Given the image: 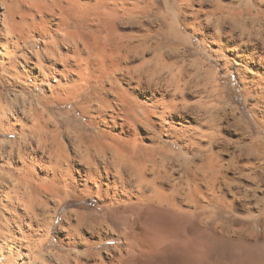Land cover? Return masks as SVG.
Instances as JSON below:
<instances>
[{
	"label": "bare ground",
	"instance_id": "6f19581e",
	"mask_svg": "<svg viewBox=\"0 0 264 264\" xmlns=\"http://www.w3.org/2000/svg\"><path fill=\"white\" fill-rule=\"evenodd\" d=\"M20 1L0 0V78L6 80L8 87H17L21 79L34 80L38 86H46L55 81L56 84L50 86L52 94L56 95H53L56 97L54 99L72 100L74 111L79 110L81 117H87L88 124L87 127L77 126V129L82 131L80 135L71 133L69 128L67 132L60 131L59 120L58 123L52 122L45 117L44 112L41 113L34 107L29 119L23 116H19L17 120L15 118L20 130L14 128L15 125H9L6 131L3 128V133L6 136H15V140L7 142L9 149L0 144V257L6 263L10 261L12 264H17L18 260L22 261L21 264L28 260H33V264L42 262L40 251L49 241L51 228L60 208L53 206L52 209L50 203L66 196L81 198L87 195L98 198L102 203L104 220L77 215V224L69 226V231L65 229L69 233L77 232L80 225L88 223L92 237L98 239L90 246H98L106 241H118L120 244L116 247H122L121 244L130 243L138 235L141 236L143 229L138 219L131 226L128 225V220L131 215L144 212L147 208L156 217L171 216V222H176L177 227L173 225V229L167 228V231L176 234L181 228V204L185 203L178 199H183L182 194L186 187H182L180 176L175 177V167L169 163L165 148L168 142L163 136L186 147L197 143L196 135L212 140L216 136L215 133H209L208 130L206 133L202 128L205 126L216 131L219 118L215 116V109L209 111L206 116L203 114L201 119L192 117L196 108L187 101L183 89L180 90L177 85L174 93L168 92L167 87L164 88L162 82H157L152 76V69H147L149 64H145L146 67L145 62L136 65L137 53L143 58L149 49L136 45L135 35L130 33L131 35L124 37L118 33L117 23L126 19L127 22L132 21L137 7L140 12H145V1L136 0V3H132L129 0H29V9L24 11L29 22H24L25 17H22L21 13L20 16L24 20L17 22L15 17L22 7ZM258 4L262 5L261 0L254 4L244 3L243 10L237 9L230 18L221 16L219 19V22L224 23L230 20L229 26L232 29L230 38L222 45L233 52L235 65L243 66L247 71L252 68L251 61L254 62L256 58L264 69V48L262 50L259 38L252 39L253 33H264V11H257ZM224 10L220 5L216 8L219 14H223ZM141 15L146 17V14ZM194 16L199 21V15ZM238 28L249 34L247 41L244 40L246 37L242 39L233 35L234 30ZM102 31L106 32L102 37L112 53L120 57L109 69V73L105 74V81L101 82L91 74L92 79L88 82V63L92 48L98 46L97 38L100 36L90 40L89 32L101 34ZM205 34L202 40L204 43L208 41ZM212 36L216 41V37ZM36 37L41 39L45 48L42 53H36L34 61L26 53H20L22 48L27 47ZM102 37L99 38L102 40ZM221 39L217 38V41L221 42ZM147 41L148 37L145 35L138 40L142 43ZM154 51L157 52L158 47ZM131 53L133 65L129 63L131 67L126 66L128 74L123 73L121 77H115V73L123 69L121 61L124 59L127 63ZM19 56H25V60L31 64L28 68L23 66L22 72L17 69ZM141 65L144 66L140 67ZM237 70L240 72L241 67H237ZM76 72L78 80L74 81L71 74ZM261 77L264 82V72ZM16 80L19 81L15 82ZM95 80H99V86H94ZM106 81L112 90L118 89L122 92L123 96H117L120 101L116 100L115 96H108L103 84ZM62 94L66 96H61ZM11 95L17 94L11 92ZM1 96L4 95L0 94V127H4L6 121L10 124L6 116L12 110L7 107L10 103L4 106L5 102L3 105L6 100H2ZM27 122H31L30 127ZM193 122L199 123L198 130ZM50 125L53 126L52 129ZM254 148L250 149L248 155H254ZM16 157L18 160H14ZM174 158L178 159L177 164L181 166L182 159L178 156ZM246 166L244 164L234 167L244 173ZM204 167L200 168V182L195 181V173L188 184L189 194L187 197L183 195L186 200L190 199L193 192L203 194L200 190L201 182H205L207 190L213 193L218 178L216 164L210 163L208 167ZM170 182L171 189L166 191ZM235 203L239 209L246 211V204L239 201ZM188 215L194 214L190 212ZM103 229L106 230V237L100 232ZM73 238L72 234L69 244L75 247L76 242L71 240ZM255 238L259 239L258 236ZM244 250L250 263L264 264V242L250 243ZM106 252L112 257L109 249ZM94 255H85L86 261L77 257L73 264H95V261H91ZM61 260L63 264H72L70 256L62 257Z\"/></svg>",
	"mask_w": 264,
	"mask_h": 264
},
{
	"label": "rangeland",
	"instance_id": "374dc122",
	"mask_svg": "<svg viewBox=\"0 0 264 264\" xmlns=\"http://www.w3.org/2000/svg\"><path fill=\"white\" fill-rule=\"evenodd\" d=\"M28 1H20L21 11L16 14L15 21L24 20L22 17H25L24 22H29L24 15V11L29 9ZM129 1L137 2L136 0ZM144 1L146 4L145 12H140V8L137 7V12L134 13V21L127 22L126 19V21L122 20L117 23L118 33L124 37L131 34L135 35L136 45H143L149 49L143 58L141 55L135 56L136 65L151 61V63H147V65L149 64L147 69H152L153 74L162 69H168L160 76L150 73L157 82H162L164 88H168H166L168 92L174 93L178 86L180 90H184L187 101L193 108H196L192 117L201 119L209 111L215 109V116L219 118L216 131L205 126L202 128L204 131L206 130V133L208 131L215 133L216 136L212 139L213 141L209 137L196 135L197 132L195 131L197 143L186 147L182 143L176 144L163 136V139L168 142L165 148L168 152L169 163L175 167V177L180 176L182 187H186L183 190V199H178L180 202L185 201L181 204L183 211L180 220L181 228L175 232L176 234L168 232L167 228L173 229L171 228L173 225L177 227L176 222H171V216L159 218L152 215L150 209L147 208L144 212L131 215L128 220V225L131 226L138 219L143 229L141 236L138 235L130 243H123L121 244L122 247H116L120 244L118 241H106L101 245L98 244V246H90L93 241H98V239L92 237L87 223L80 225L77 232L73 231L72 233L70 230L71 235H74L71 240L76 242L74 247L69 244L71 235L65 229L69 231V226L77 224V215H85L88 219L99 217L100 221L104 220L105 216L101 207L102 203L98 198L87 195L81 198L66 196L62 200H55L50 203L52 209L53 206L60 208L55 224L51 228L49 241L40 251L43 256L42 262L38 264H63L61 258L68 256H70V262L72 261L73 264L77 257L86 261L85 255L87 254H99L91 258L92 263L95 261V264H253L250 263L244 249L250 243L262 244L264 242V82L261 81L264 69L261 68L258 58L254 62L251 61L252 68H249L248 71L243 66L235 65L233 52L222 45L227 38H230L229 35L232 30L229 26L230 20L224 23L219 22V19L221 16L230 18L237 9L243 10L244 3L254 4L260 0ZM219 5L225 8L223 14L216 12ZM257 6L259 13L264 11V3ZM0 12H2L1 8ZM141 14H146V17ZM195 14L199 15V21L196 20ZM39 19L37 16V20ZM200 23L202 24L200 25ZM94 26L96 28V25ZM234 31V36L242 39L246 37L244 40H248L249 34H245L242 28ZM89 33L88 38L93 40L99 35L100 38L105 36L106 32L102 31V35L98 32ZM204 34L208 39L205 43L202 42ZM144 35L148 37V41L146 43L138 42ZM212 35L216 37V41ZM262 35L264 33L257 35L253 33L252 39L259 38L263 50L264 37ZM99 37L97 38L99 44L92 48L91 59L88 63L90 69L88 72L90 74L87 73L86 75L88 82L92 79L91 74H93L92 77L98 78L101 82L105 81V74L109 73V69L116 64L117 58L120 57V55L112 53L110 46L104 41V37H102L103 41ZM217 38H222L221 42L220 40L217 41ZM219 42L221 45L218 44ZM30 44L22 48L20 55L26 53L35 61L36 53H42L45 47L38 37L34 38ZM156 47H158L157 52L154 51ZM129 56L127 63L124 59L121 61L120 64L124 70L120 69L115 73V77L119 78L123 73H125L124 75L128 74L126 66L131 67L133 65V58L131 57L133 53ZM20 57L18 58L19 66L17 69L22 72L23 66L28 68L31 64L25 60V56L24 58L23 56ZM156 65L160 67L157 68ZM237 67H241V74H239ZM71 76L74 81L78 80L77 72L72 73ZM7 77L5 78L7 79ZM99 80H95L94 86H99ZM17 81L19 80L15 82ZM34 82V80L21 79L20 84L18 83L21 87L17 83V87H8L6 80L0 78V94L4 95L1 96V99L6 100L3 101V105L5 102L6 105L4 106L10 103L7 107L10 108V111L12 110L11 113L8 111L9 115L6 116L10 124L4 120L6 124L4 127H0L2 129L0 130L2 147L6 145L9 149L7 142L15 140L13 135L6 136L3 133L4 130H8L9 125H15L14 128L20 130V125L18 122L16 123L17 118L23 116L29 119L31 109L34 107L39 112H44L45 117L51 119L52 122L58 123L59 120L61 123L60 131L67 132L69 128L71 133L80 135L82 131L77 129V126L87 127L88 118L81 117L79 110L74 111L72 100L54 99L56 95L52 94L50 86L55 85V81H51V84L46 86H38L39 84ZM103 84L108 96H115L116 100L120 101L117 96H123L122 92L118 89L112 90L108 81L103 82ZM11 92L17 95L12 96ZM61 96L66 95L62 94ZM27 123L30 127L31 122ZM193 125H197L198 130L199 123L193 122ZM51 127L53 126L50 125ZM3 128L5 129L3 130ZM33 143L36 144V142ZM252 147H255L256 151L253 156L248 155ZM175 156L182 159L181 166H178L179 161L174 158ZM14 160H18V158L16 157ZM210 163L216 164L215 170L218 173L215 192L212 193L207 190L205 182H201L200 190L203 194L193 192L190 199L186 200L185 197L189 194V187L187 186L191 183L192 177L196 173L199 176L194 179L200 182L199 179L202 177L200 168L204 166L206 168ZM244 164L247 165L244 173L234 167ZM171 185L172 182L166 186V191L171 189ZM237 201L246 204L245 212L235 205ZM190 212L194 215H188ZM100 232H102L103 237H106L105 229ZM254 235L255 237L258 236L259 239L256 240ZM108 249L112 252V257L106 252ZM32 261L28 260L25 264H33L34 261ZM9 262L6 263L0 257V264H12ZM21 262L18 260L17 264H21Z\"/></svg>",
	"mask_w": 264,
	"mask_h": 264
},
{
	"label": "clouds",
	"instance_id": "9594fccd",
	"mask_svg": "<svg viewBox=\"0 0 264 264\" xmlns=\"http://www.w3.org/2000/svg\"><path fill=\"white\" fill-rule=\"evenodd\" d=\"M201 2H202V0H201ZM261 3H264V0H261ZM209 23H211V21H209ZM137 55H139V53H137ZM146 64L147 63H151V61H146L145 62ZM144 65H141L140 67H143ZM160 66L159 65H157V68H159ZM166 71H168V69H162L161 71H157V72H155L153 75H155V76H160V75H162L163 74V72H166Z\"/></svg>",
	"mask_w": 264,
	"mask_h": 264
}]
</instances>
